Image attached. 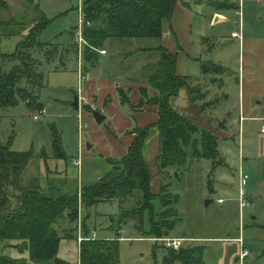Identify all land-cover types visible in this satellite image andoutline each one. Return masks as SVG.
Masks as SVG:
<instances>
[{"label":"rangeland","instance_id":"1","mask_svg":"<svg viewBox=\"0 0 264 264\" xmlns=\"http://www.w3.org/2000/svg\"><path fill=\"white\" fill-rule=\"evenodd\" d=\"M36 1L50 20L40 40L52 44L51 49V46L43 47L35 56L37 69L44 76V86L37 90L39 102L43 106L38 110L30 108L20 98L14 105L0 106V142L13 151L34 152V158L21 176L11 179L5 186L10 202L14 205V188L30 185L35 176L39 177L43 195L58 198L78 193L80 196L84 185L99 180L109 169L121 165L122 157L107 158L112 153L119 155L120 149H127L128 146V138L124 139L126 145L116 141L117 146L121 145L117 150L114 138L109 134L112 124L120 131L122 122L119 118L109 117L99 124L91 111H86L82 105L79 110L72 105L76 96H81V102L84 95L90 97L86 89L87 82L90 77H99L101 69L84 59V48L88 43L79 46L78 29L73 35L70 34L74 27L83 28L84 15L79 8H84L86 0ZM185 1L189 6L198 5L201 8L193 16L189 48L182 46L177 58L179 69H182V64L183 68H187L188 63L187 74L193 77L190 84L192 94L186 88L182 89L173 99V105L199 131L192 135L191 144L185 147L187 158L183 165H173L164 170L158 168L161 142L157 126L152 128L143 147L145 161L153 176L152 190L155 196L164 188L166 197L179 200L175 207L177 211H173L179 222L166 237H193L189 241L184 240L182 247L204 246L207 264H219L229 250L241 251L244 247L250 254L242 260L243 264H264V133L261 132L263 121L255 118L264 116V0H242L240 13L233 9L220 10L219 15L230 21L219 20L214 26L209 25L206 19L210 10L206 1ZM214 1L221 8L229 7L228 3L240 2ZM179 3L184 5L182 1ZM33 17L32 8L26 0H0L1 20L29 22ZM234 22H240L242 27L234 25ZM240 28L243 39L233 38L232 33L240 32ZM27 32L3 37L2 51L14 53L18 41ZM158 43L160 39L155 38L119 40L117 46L109 48L107 56L101 54L95 64L106 63V76L115 80L117 85L120 81L144 83L147 78L143 66L159 58L160 52L156 50ZM137 50L142 51L128 54ZM202 63H207L208 73H203ZM17 64V61L2 60L6 73ZM220 66L223 67L222 73L215 71V67ZM19 86L31 88L27 81L19 83ZM124 90L129 95L130 91ZM153 93L149 89V95ZM119 101L126 113H133L130 105H122L120 95ZM43 108L45 113L42 117L34 119L33 116ZM132 113L135 127L139 122ZM242 113L246 117L244 121H241ZM54 129L61 136L67 156L65 159L54 157ZM123 131L126 133L125 129ZM203 131L219 139V153L212 160L199 157L195 151L201 148L192 145L195 139L200 140ZM118 134L120 137L124 135L123 132ZM89 144L92 145L90 149ZM125 149L122 151L126 153ZM78 159L79 167L78 164L74 165ZM56 165L63 166L68 174L66 176L63 172L56 186L51 185L50 190L44 189L42 185L45 184V178L42 176L48 170L54 175ZM241 170L249 176L244 188L255 204L254 207L243 209L242 213L239 206L234 205L239 204ZM57 184L61 185L60 189ZM63 186L66 191L62 190ZM137 194L140 192L137 191ZM208 196L214 203L206 207ZM220 197L225 203L217 201ZM137 199L130 197L123 203L118 200L104 201L86 209L81 206L76 219L63 224V229H74L75 237H64L61 229H58L62 239L53 259L33 262L28 250L11 246L9 240L1 243V253L14 259L27 260L31 264H80L79 235L84 236L89 232V236L95 235L97 238L119 239L120 264H163L168 248L163 241L156 239L164 236L152 237L148 233L151 215L156 220L160 218V199H154L153 207L143 213L142 227L139 223L140 214L134 211ZM231 204L233 206L226 209ZM168 218L169 222L174 220V217ZM226 233L235 239L216 238ZM227 264H241V260L235 261L233 258V262L228 261Z\"/></svg>","mask_w":264,"mask_h":264},{"label":"trees","instance_id":"2","mask_svg":"<svg viewBox=\"0 0 264 264\" xmlns=\"http://www.w3.org/2000/svg\"><path fill=\"white\" fill-rule=\"evenodd\" d=\"M180 1L183 0H86L82 10L84 15L82 34L88 43L84 48V59L92 64L96 63L100 51L105 49L110 39L161 40L164 29L170 24L173 11ZM26 3L32 8L34 17L31 21H3L0 18V106L14 105L20 98L28 107L38 110L43 105L39 102L37 90L44 86V76L37 69L35 56L38 50L52 45L40 40V35L50 20L41 10L38 1L26 0ZM75 29L79 27H74L71 35ZM27 30L24 37L18 41L14 53L7 54L2 51L3 37L18 36ZM156 50L160 52L159 58L143 66L148 87H140L141 96L137 106L131 105L129 95L123 88L119 86L117 88L122 105H130L131 111L146 105H156L159 112L158 120L144 127L137 124L129 130L127 133L134 134L135 138L129 145L126 156L121 159V165L109 169L99 180L84 185L80 196L78 193L58 198L43 195L39 177L35 176L31 179L30 185H18L14 188L16 204H12L5 186L11 179L21 176L24 168L34 158V152L13 151L8 145L0 142V246L3 241L9 240L11 246L28 250L33 262L53 259L57 255L62 239L58 229H61L64 237H75L74 229H63V224L70 220L73 222L81 206L86 209L100 202L113 200L123 203L130 197L138 198L134 211L140 214L141 227L143 213L153 207L154 199L159 198L160 218L156 220L155 216L151 215L148 233L152 237L169 236L179 222L177 214L173 213L174 210L177 211L175 207L179 200L166 197L164 188L155 196L152 190L153 176L145 161L143 147L150 136V131L157 126L161 142V152L157 157L158 168L164 170L173 165H183L187 158L185 147L191 144L192 135L199 129L173 105V99L182 89L186 88L192 94L190 84L193 77L177 73V52H172L161 43H158ZM141 51H131L128 54ZM51 52L52 50L49 54ZM4 59L17 61L18 64L6 73L2 67ZM201 69L203 73L210 71L207 63H202ZM215 71L222 73L223 67H215ZM23 81H27L31 88L19 86ZM149 89L153 90V95H149ZM85 108L92 112L89 105ZM209 133L203 131L200 140L195 139L192 145L201 148L195 151L199 157L212 160L219 153V139ZM52 141L54 157L65 159L66 152L56 129L53 131ZM137 191L140 194L135 195ZM168 217H174V220L169 222ZM85 235L90 237L89 232ZM204 253L205 247L202 245L186 247L181 252L180 249L168 248L163 264H205ZM0 264L31 262L11 258L2 254L0 249ZM80 264H120L119 239L96 237L83 240L80 242Z\"/></svg>","mask_w":264,"mask_h":264},{"label":"crops","instance_id":"3","mask_svg":"<svg viewBox=\"0 0 264 264\" xmlns=\"http://www.w3.org/2000/svg\"><path fill=\"white\" fill-rule=\"evenodd\" d=\"M204 1H206L209 4V6L207 8H209L210 10H208L209 14L206 16V19L209 22V25H212V26H214L215 23L218 22L219 20H228V22L230 21L229 19H224L219 15V13H221L220 10L233 9L237 12L239 10V13L241 12L240 10H241L242 0H240L239 4L228 3L227 5L229 7H224V8H221V6H219V4H217L214 0L213 1L212 0H204ZM182 2H184V5H181L179 3L175 7L173 14H172V17H171L170 24H168L165 27L164 34L160 40V43L164 47L171 50L172 52L176 51L178 53V55H179V53H181V50L183 48L182 46H184L185 48H189L188 45H190V38L192 35L191 32H192L193 16H194L196 11L201 9L198 5H194V7H192L191 5L189 6L188 2L185 0H183ZM233 24L242 27L240 25V22L239 23L234 22ZM173 27L177 33V36H176V33H175ZM239 31H241V33L243 35L242 28H240ZM118 41L119 40H114V39L108 40L106 43L105 49H104L106 52L104 54L100 53V55L103 54V55L107 56L109 53L108 52L109 48H115V46H117V44H118ZM98 59H97V62H98ZM182 61L184 63L185 60L182 59ZM188 61L189 60L187 59V62ZM105 64L106 63H104V65H102L100 63L95 64V62L92 64L94 67L101 68L100 69V76L99 77H90V79L88 80L87 85H86V89H88V93H89L90 97L88 98L86 95H84V98L82 97L83 100L81 102V100H80L81 96H79V109L82 105V107L86 110L85 106L89 105L92 108V110L94 108H97L102 113L107 114V115H105L106 116L105 120H107L109 117L119 118V120L122 122V125L120 127V131L118 128H115L112 124L111 125L112 127L109 128L110 129L109 134L111 135L112 138H114L113 143H114L115 148L117 150L120 149L121 145L117 146L116 141H120L123 145H126L124 139L128 138V140H127L128 146H127V149L121 148L120 149L121 151H119V155L112 153L110 156H108V158H112V157H122L123 158L124 156H126V154L128 152V147L132 143L133 139L135 138L134 134L127 133L128 130H131V128L133 127L134 122H133V119L131 118L132 112L130 113V111H129V113H126L125 110H123V108L120 106L119 92H118L117 86H120L123 89H128L130 91L129 96H130L131 105L137 106L139 99H140V96H141L140 87L141 86L148 87V85H147L146 81L144 83L120 81L119 84L117 85L115 80L110 79L106 76L107 75L106 74L107 66H105ZM179 66H180V62H177V73L178 74L189 75V74H187L188 63H187V68H183V64H182V69H179ZM86 89H85V93H86ZM85 98H87V100ZM113 103L115 104L114 109H113ZM132 114H133V117L136 120H138L139 126H141V127H144L146 125L154 123L159 118L158 107L156 105H146L145 107H143L141 109L136 108L135 110H133ZM243 116H244V114H243ZM261 117H264V116H261ZM105 120L103 122H105ZM124 129L126 130V133H124L125 132V131H123ZM122 132L124 135L122 137H120L118 133L122 134ZM159 139H160V134H159ZM124 149L126 150V153L124 151H122ZM109 154H110V152H109ZM143 154H144V148H143ZM78 158H80V157H78ZM74 165H77V164L74 163ZM77 166L79 167V165H77ZM51 172H52L51 170H48L42 176L45 178V184L43 183V185H42L44 187V189L47 188L50 190L51 185L56 186L55 183L60 182L59 179L61 180V174L65 171L63 170V166L59 167L56 165V166H54V170H53V173H55V174L53 175ZM66 173L68 174V172L66 171L64 173V175H66ZM54 176H56V177H54ZM57 176H59V177H57ZM57 187H59V189H60L61 185L57 184ZM78 187H80V186H78ZM52 188H53V190H55L54 187H52ZM65 189H66L65 186H63L62 190L66 191ZM247 194H248V191H247ZM50 196H53V195H50ZM208 197L210 198L211 196H208ZM248 197H249V199H251L250 194H248ZM213 203H214V201H213ZM223 203H225V200ZM234 205L239 206V204H234ZM231 206H233V205L232 204L227 205L226 209L230 208ZM239 208H240V206H239ZM253 218L255 219V216H253ZM185 237H187V236H185ZM98 238H100V237H98ZM189 238L193 239V237H189ZM216 238L221 239V240L235 239L232 237V235H230V233H226L225 235L219 236ZM232 250H229L226 253V255L224 256V259L223 258L220 259L219 264H227L228 261H230V263H232L233 258H235V261L238 260L237 254H238V252L240 254V251H238V250L234 251V249H232ZM204 256H205V253H204ZM205 264H207V262H205Z\"/></svg>","mask_w":264,"mask_h":264},{"label":"built area","instance_id":"4","mask_svg":"<svg viewBox=\"0 0 264 264\" xmlns=\"http://www.w3.org/2000/svg\"><path fill=\"white\" fill-rule=\"evenodd\" d=\"M83 10V7L81 6L79 8V11L82 12ZM77 32V41L79 42V46L81 47L82 43L84 44H87V41L86 39L84 38L83 34H82V30L81 28L79 27V29L76 31ZM232 36L234 38H240L241 40L243 39V35L240 32H233L232 33ZM106 51L105 50H101L100 53H105ZM45 113V108H43L42 110L39 111L38 114H35L33 117L34 119L38 120L42 117V115ZM256 119L259 118L260 120L263 121V124L261 126V132L264 133V117H255ZM246 119L245 116H243V114L241 115V121H244ZM76 164H80V160H76L75 162ZM239 178H240V183H241V191H240V197H239V206H240V211L242 213V210L245 209L246 207H254L255 204L249 199V197L247 196V192L245 190V185L247 184V181L249 179V176L247 174H245L242 170L240 171V175H239ZM218 202L219 203H223L224 200L222 198H219L218 199ZM96 236L93 235V236H90V237H86V236H83V235H79V241L82 242L83 240H90V239H95ZM121 239V238H120ZM240 239V238H239ZM156 240H159V241H163V244L166 248H172V249H175V250H179L182 248V245H183V241H189L190 238H170V237H164V238H157ZM250 254L249 250H247V248H243L241 251H240V254H239V257H238V260H241V264L242 263V260L247 257L248 255Z\"/></svg>","mask_w":264,"mask_h":264},{"label":"water","instance_id":"5","mask_svg":"<svg viewBox=\"0 0 264 264\" xmlns=\"http://www.w3.org/2000/svg\"><path fill=\"white\" fill-rule=\"evenodd\" d=\"M72 105L74 106L75 109H78L79 110V96H76L75 97V100H74V102H73ZM92 114H93L96 122L99 123V124L102 123L106 119V116L100 110H98V109H93L92 110ZM91 146L92 145L89 144L88 145V148H91ZM213 201H214L213 199L207 198L205 200V206L208 207L209 204L213 203ZM181 251H183V248L180 249V252Z\"/></svg>","mask_w":264,"mask_h":264}]
</instances>
